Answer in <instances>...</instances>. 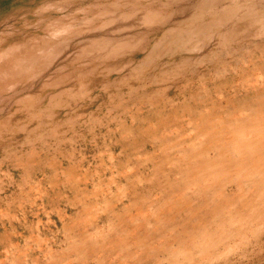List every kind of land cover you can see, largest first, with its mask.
I'll return each mask as SVG.
<instances>
[{
	"label": "rangeland",
	"instance_id": "374dc122",
	"mask_svg": "<svg viewBox=\"0 0 264 264\" xmlns=\"http://www.w3.org/2000/svg\"><path fill=\"white\" fill-rule=\"evenodd\" d=\"M0 264H264V0H0Z\"/></svg>",
	"mask_w": 264,
	"mask_h": 264
}]
</instances>
